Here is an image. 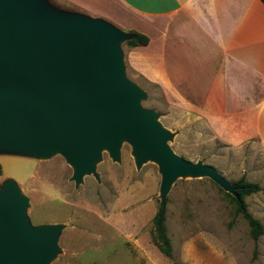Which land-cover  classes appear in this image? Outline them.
Here are the masks:
<instances>
[{
	"label": "rangeland",
	"instance_id": "rangeland-1",
	"mask_svg": "<svg viewBox=\"0 0 264 264\" xmlns=\"http://www.w3.org/2000/svg\"><path fill=\"white\" fill-rule=\"evenodd\" d=\"M101 9V0H81ZM52 14H78L84 10L66 0H42ZM92 16V15H91ZM126 76L147 98L143 109L154 111L172 135L173 152L193 163L214 167L234 187L241 179L263 191L245 198L250 214L264 225V150L257 142L239 146L215 138L207 121L179 103L159 86L138 77L126 62L129 47L120 41ZM10 88L0 81V91ZM75 168L59 152L45 158L0 149V191L12 183L27 200L23 213L30 230L62 226L58 251L47 264H264V235L257 241L231 191L210 177H179L162 199L160 166L148 160L137 165L134 148L124 139L120 160L108 149L77 184ZM233 195V194H232ZM166 210L173 257L155 245L154 218Z\"/></svg>",
	"mask_w": 264,
	"mask_h": 264
},
{
	"label": "water",
	"instance_id": "water-1",
	"mask_svg": "<svg viewBox=\"0 0 264 264\" xmlns=\"http://www.w3.org/2000/svg\"><path fill=\"white\" fill-rule=\"evenodd\" d=\"M131 34L100 19L52 14L42 0H0V149L48 158L59 152L80 184L108 149L120 160L124 139L139 167L155 161L162 199L179 177L214 180L236 195L212 166L177 156L158 115L143 109L146 93L126 76L120 41ZM27 200L10 183L0 191V264H47L62 226L30 230Z\"/></svg>",
	"mask_w": 264,
	"mask_h": 264
},
{
	"label": "crops",
	"instance_id": "crops-1",
	"mask_svg": "<svg viewBox=\"0 0 264 264\" xmlns=\"http://www.w3.org/2000/svg\"><path fill=\"white\" fill-rule=\"evenodd\" d=\"M66 1L132 37L146 36L147 46L126 53L138 77L206 119L225 144L257 142L264 150L261 0H101V9Z\"/></svg>",
	"mask_w": 264,
	"mask_h": 264
},
{
	"label": "trees",
	"instance_id": "trees-1",
	"mask_svg": "<svg viewBox=\"0 0 264 264\" xmlns=\"http://www.w3.org/2000/svg\"><path fill=\"white\" fill-rule=\"evenodd\" d=\"M264 3V0H261ZM133 37L126 43L130 48L145 47L149 44V39L139 33H132ZM236 188V195L227 194V196L237 206V213L242 215L243 218L248 222L252 236L257 241L262 235H264V225L261 221L255 219L248 210V205L245 201L246 197L253 194L262 192L263 189L260 185L250 183L245 179H241L234 183ZM167 215L165 208L161 207L154 218L155 228V245L159 251L166 257H173V246L171 239L168 235L167 226Z\"/></svg>",
	"mask_w": 264,
	"mask_h": 264
}]
</instances>
